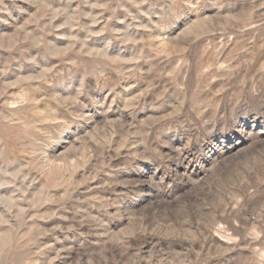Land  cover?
I'll return each instance as SVG.
<instances>
[{"label": "rangeland", "instance_id": "rangeland-1", "mask_svg": "<svg viewBox=\"0 0 264 264\" xmlns=\"http://www.w3.org/2000/svg\"><path fill=\"white\" fill-rule=\"evenodd\" d=\"M2 178L0 264H264V0H0Z\"/></svg>", "mask_w": 264, "mask_h": 264}, {"label": "bare ground", "instance_id": "bare-ground-1", "mask_svg": "<svg viewBox=\"0 0 264 264\" xmlns=\"http://www.w3.org/2000/svg\"><path fill=\"white\" fill-rule=\"evenodd\" d=\"M16 83V82H15ZM55 178V177H54ZM6 183H9V181H8V179H4V178H2V179H0V186H2V185H4V184H6ZM5 200V202L7 203L8 202V204H9V202L11 203L12 201H11V197H8V198H6V199H4ZM12 204V203H11Z\"/></svg>", "mask_w": 264, "mask_h": 264}]
</instances>
